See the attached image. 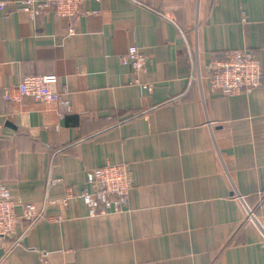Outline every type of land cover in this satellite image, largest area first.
<instances>
[{"label":"crops","instance_id":"obj_1","mask_svg":"<svg viewBox=\"0 0 264 264\" xmlns=\"http://www.w3.org/2000/svg\"><path fill=\"white\" fill-rule=\"evenodd\" d=\"M21 1L0 0V184L44 216L0 238V264H264V0H87L72 36ZM226 51L253 54L261 86L211 92ZM34 75L60 102L3 100ZM107 164L128 168L126 203L89 217L86 172Z\"/></svg>","mask_w":264,"mask_h":264},{"label":"built area","instance_id":"obj_2","mask_svg":"<svg viewBox=\"0 0 264 264\" xmlns=\"http://www.w3.org/2000/svg\"><path fill=\"white\" fill-rule=\"evenodd\" d=\"M86 1L22 0L20 5L21 10L32 19L52 13L68 21L67 35L72 36L75 33V21L85 14L83 5ZM3 7L4 3L0 2V9ZM146 60V56L135 47L128 48L119 59L132 74L142 72ZM207 78L209 90L225 97L250 92L262 84V72L258 59L250 52L244 51H226L217 54L210 61ZM52 80L51 77L43 75L24 77L17 85L5 88L2 98L8 103H20L24 98L46 104L60 102V94L50 89ZM151 88L150 85L143 86V89L147 91H151ZM86 178L91 191L84 190L80 194V200L86 206L89 217L103 216L110 211H120L126 203L130 189V173L126 165L107 164L88 170ZM239 199L243 203L246 220L255 222L252 211L246 206L243 198L239 197ZM17 206L18 203L12 199L9 188L0 184V238L13 234L20 221H26L31 225L44 216V210L36 209L33 204H23L19 215L16 213Z\"/></svg>","mask_w":264,"mask_h":264},{"label":"trees","instance_id":"obj_3","mask_svg":"<svg viewBox=\"0 0 264 264\" xmlns=\"http://www.w3.org/2000/svg\"><path fill=\"white\" fill-rule=\"evenodd\" d=\"M25 224H26V226H27V225H29V223H28V222H26Z\"/></svg>","mask_w":264,"mask_h":264}]
</instances>
